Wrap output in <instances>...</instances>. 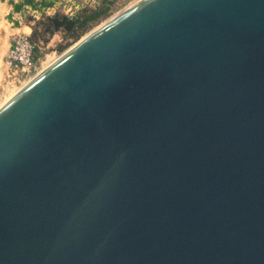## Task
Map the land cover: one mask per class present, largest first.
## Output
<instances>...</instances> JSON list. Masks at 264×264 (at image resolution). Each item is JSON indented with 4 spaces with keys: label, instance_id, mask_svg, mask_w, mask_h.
<instances>
[{
    "label": "water",
    "instance_id": "1",
    "mask_svg": "<svg viewBox=\"0 0 264 264\" xmlns=\"http://www.w3.org/2000/svg\"><path fill=\"white\" fill-rule=\"evenodd\" d=\"M0 264H264V0H137L4 101Z\"/></svg>",
    "mask_w": 264,
    "mask_h": 264
},
{
    "label": "rangeland",
    "instance_id": "2",
    "mask_svg": "<svg viewBox=\"0 0 264 264\" xmlns=\"http://www.w3.org/2000/svg\"><path fill=\"white\" fill-rule=\"evenodd\" d=\"M38 2H53L49 8L42 7L40 10L35 8L28 9V12L23 16V22L27 23L31 27L35 24V21L41 17L42 12L45 14H52L56 11L66 13L69 16L80 15L88 12L91 9H96L103 5L109 4V10L106 16L100 17L97 21L93 22L89 28L82 33V38L85 34L98 27L100 24L111 18L118 12L122 11L126 7L130 6L137 0H36ZM31 34V32H30ZM12 36V35H11ZM10 36V38H11ZM10 38L4 35H0V105L6 101L12 94V92L21 87L30 76H33L39 72L42 68L46 67L56 57L63 53L66 49L72 46L75 42L70 37L64 35L63 32L54 33L47 42H38L39 52L37 53L36 69L26 78H20L19 81H13L6 77V72L3 67V58L7 54ZM65 44H69L63 46ZM63 46V47H62ZM62 47V48H61ZM27 79V80H26ZM16 92V91H15Z\"/></svg>",
    "mask_w": 264,
    "mask_h": 264
},
{
    "label": "trees",
    "instance_id": "3",
    "mask_svg": "<svg viewBox=\"0 0 264 264\" xmlns=\"http://www.w3.org/2000/svg\"><path fill=\"white\" fill-rule=\"evenodd\" d=\"M52 4L53 2L22 0L20 3L14 4V9L19 11L24 6H29L30 8L40 10L42 7L49 8ZM108 10L109 4L96 9H91L88 12L75 16H69L66 13L58 11L52 14H45L42 12L41 17L36 20L35 24L32 26L31 34H29V38L34 44L35 57H38L37 53L39 52V41H42L43 43L47 42V40L56 32H63L64 35L70 37L73 41H77L81 37L82 33H84L93 22L97 21L102 16H106ZM66 45L69 44H65L63 46Z\"/></svg>",
    "mask_w": 264,
    "mask_h": 264
},
{
    "label": "built area",
    "instance_id": "4",
    "mask_svg": "<svg viewBox=\"0 0 264 264\" xmlns=\"http://www.w3.org/2000/svg\"><path fill=\"white\" fill-rule=\"evenodd\" d=\"M37 58L34 54V44L25 33L13 34L7 54L3 58V67L6 77L19 81L27 78L35 69Z\"/></svg>",
    "mask_w": 264,
    "mask_h": 264
},
{
    "label": "crops",
    "instance_id": "5",
    "mask_svg": "<svg viewBox=\"0 0 264 264\" xmlns=\"http://www.w3.org/2000/svg\"><path fill=\"white\" fill-rule=\"evenodd\" d=\"M22 0H0V35L10 38L16 33L30 34L31 27L23 22V16L29 6H24L21 10L14 9L15 3H20Z\"/></svg>",
    "mask_w": 264,
    "mask_h": 264
},
{
    "label": "bare ground",
    "instance_id": "6",
    "mask_svg": "<svg viewBox=\"0 0 264 264\" xmlns=\"http://www.w3.org/2000/svg\"><path fill=\"white\" fill-rule=\"evenodd\" d=\"M32 76H30L28 79H30ZM27 80V79H26ZM27 82V81H26ZM17 90V89H16ZM16 90H14L11 94H13Z\"/></svg>",
    "mask_w": 264,
    "mask_h": 264
}]
</instances>
